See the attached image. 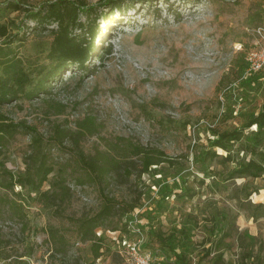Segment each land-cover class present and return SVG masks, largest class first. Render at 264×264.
Listing matches in <instances>:
<instances>
[{
	"label": "rangeland",
	"instance_id": "obj_1",
	"mask_svg": "<svg viewBox=\"0 0 264 264\" xmlns=\"http://www.w3.org/2000/svg\"><path fill=\"white\" fill-rule=\"evenodd\" d=\"M45 1L0 0V25L8 32L0 43L11 40L29 68L50 64L53 34L33 29L35 22L11 3ZM84 1L90 10L80 13L83 32L96 29L97 47L87 68L65 71L51 82V94L1 105L0 116L34 125L49 139L64 126L68 149H54L58 164L50 179L60 172L68 181L83 177L79 154H96L117 138L163 150L172 162L152 165L140 180L118 171L109 180L110 192L122 202L143 193L133 217L155 262L175 261L156 230L176 232L177 252L188 264H216L219 252L225 264H264V217L255 220L249 208L264 203V177H230L241 162L264 164V127L252 125L240 140L207 157L218 130L243 126L264 110V70L248 69L246 59L255 42L264 47L256 32L264 28V0H117L121 9L112 8V0ZM85 116L101 128L79 137ZM31 136L20 129L5 138L0 178L3 164L16 176L25 173ZM84 184L90 203L73 192L52 207L27 198L24 219L0 207V264H95L92 242L81 240L76 220L93 214L103 198L96 182ZM49 186L47 181L43 189ZM20 190L27 194L16 185ZM128 218L117 211L110 225L122 229ZM223 233V246L208 254ZM107 244L97 264H124L117 242L108 237Z\"/></svg>",
	"mask_w": 264,
	"mask_h": 264
},
{
	"label": "trees",
	"instance_id": "obj_2",
	"mask_svg": "<svg viewBox=\"0 0 264 264\" xmlns=\"http://www.w3.org/2000/svg\"><path fill=\"white\" fill-rule=\"evenodd\" d=\"M109 3L114 9L122 8L121 1L112 0ZM11 5L17 10L22 9L26 12L27 16L35 22L33 29L41 28L53 34L48 54L51 62L50 64H34L29 68L17 50L12 47L11 40L1 42L0 106L17 101L22 97L29 100L39 97L40 94H51L52 81L73 67L86 69L90 58L97 49L94 44L96 29L91 27L89 32H83L86 26L80 18V13H88L90 10L84 0H47L37 6H24L19 2L11 3ZM86 33H90V36H86ZM7 34V26L1 24L0 36L6 37ZM107 51L109 53L110 49ZM254 124L260 129L264 127V110L253 114L243 126L231 130H218V136L211 142V150L207 152V157H216L218 155L217 147L227 149L230 144L240 140L245 131ZM63 128V125H58L55 135L49 139L39 133L34 125L15 122L6 115L0 116V156L4 147L3 142L8 135H13L20 129L32 134L30 148L26 152L25 173L16 176L4 164L1 165V171L5 173V176L0 178V207H7L14 216L24 219L27 217L24 207V201L27 198L35 199L44 206L52 207L59 201H65L72 194L69 181L62 172L50 179L56 163L58 164L54 149H57L58 153L68 149V146L64 145L67 135ZM77 128L79 132L76 135L79 133L78 135L81 137L98 132L101 124L95 117L85 116L80 120ZM164 161L172 162V159L167 157L163 150L147 147L124 138H117L114 143L108 144L105 150H97L96 154H85L84 152L79 154V164L84 176L74 180L80 184L86 183L87 179L96 182L103 198L99 208L93 214L76 220L81 240L92 242L95 254L94 262L100 258L103 248L108 247V230L117 231L119 237L124 234L130 237L132 233L128 228L129 221L133 218L135 209L139 206L143 195L142 192H139L135 199H126L122 202L109 190L111 175L118 171L119 175L125 179L135 177L140 180L144 173L151 171L152 165H158ZM133 165L140 169L134 170ZM121 169L123 172H120ZM235 176L264 177V164L255 160L241 162L231 171L230 177ZM47 181H50V186L43 189V185ZM16 185L26 189L27 194H24L23 190L16 192ZM2 189H5V192ZM249 208L252 209L251 215L255 220L264 217L263 202L250 204ZM117 211L120 217L129 216L122 229L113 224L110 225V221L116 217ZM99 229L103 231L101 235L97 233ZM153 234L162 248L170 250L175 256V261L171 264H188L182 254L177 252L176 241L179 238L176 232L165 236L162 231L155 230ZM227 236L228 234L223 233L221 237L214 240L207 253L211 254L214 248L218 249L223 246L224 238ZM77 244L80 245L81 242H77ZM216 264H225L222 252L217 253Z\"/></svg>",
	"mask_w": 264,
	"mask_h": 264
},
{
	"label": "built area",
	"instance_id": "obj_3",
	"mask_svg": "<svg viewBox=\"0 0 264 264\" xmlns=\"http://www.w3.org/2000/svg\"><path fill=\"white\" fill-rule=\"evenodd\" d=\"M258 35L264 37V28L258 27L256 29ZM252 48H249L246 59L248 63V69L256 72L264 68V47H261L257 42ZM140 72L143 71V68L139 63L135 64ZM166 73V71H163ZM144 75V74H143ZM142 77V76H141ZM143 78H147L145 74ZM73 194L78 196L81 200H84L87 203L92 202V198L88 195L85 188V184H80L76 180H69L68 182ZM137 216L136 213L133 214ZM137 218H132L129 221V230L133 234H137L139 237H129L124 234L122 237H119L117 231L108 230V235L112 240L116 241L119 244L118 253L122 256L124 264H160L155 262L154 256L151 251H148L144 248V240L141 238V228L138 226ZM102 229L97 231L98 235L102 234ZM100 260V258L98 259ZM97 260V261H98ZM97 261L95 264H97ZM171 264V263H167Z\"/></svg>",
	"mask_w": 264,
	"mask_h": 264
},
{
	"label": "crops",
	"instance_id": "obj_4",
	"mask_svg": "<svg viewBox=\"0 0 264 264\" xmlns=\"http://www.w3.org/2000/svg\"><path fill=\"white\" fill-rule=\"evenodd\" d=\"M99 261V260H98ZM98 261H97V263H98Z\"/></svg>",
	"mask_w": 264,
	"mask_h": 264
}]
</instances>
